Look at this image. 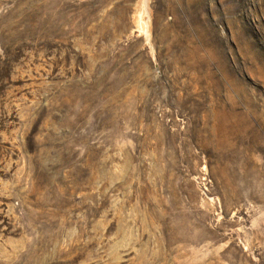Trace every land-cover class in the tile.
Instances as JSON below:
<instances>
[{
  "label": "rangeland",
  "instance_id": "rangeland-1",
  "mask_svg": "<svg viewBox=\"0 0 264 264\" xmlns=\"http://www.w3.org/2000/svg\"><path fill=\"white\" fill-rule=\"evenodd\" d=\"M148 10L0 0V264H264V0Z\"/></svg>",
  "mask_w": 264,
  "mask_h": 264
},
{
  "label": "water",
  "instance_id": "water-1",
  "mask_svg": "<svg viewBox=\"0 0 264 264\" xmlns=\"http://www.w3.org/2000/svg\"><path fill=\"white\" fill-rule=\"evenodd\" d=\"M148 5H149V0H141L140 22L143 23V25H145L146 29L149 22Z\"/></svg>",
  "mask_w": 264,
  "mask_h": 264
}]
</instances>
